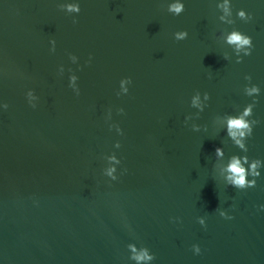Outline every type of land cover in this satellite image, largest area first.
Listing matches in <instances>:
<instances>
[{"label":"water","instance_id":"water-1","mask_svg":"<svg viewBox=\"0 0 264 264\" xmlns=\"http://www.w3.org/2000/svg\"><path fill=\"white\" fill-rule=\"evenodd\" d=\"M58 2L0 0V99L9 104L0 113V264H128L133 239L155 253L154 264H264V177L246 191L223 185L221 168L238 149L220 121L249 102L245 74L264 90V3L233 0L234 12L254 17L236 21L255 45L237 64L222 57L213 0H185L179 16L167 12L168 0H81L76 23ZM179 30L186 40L173 38ZM124 77L132 84L118 97ZM28 89L39 97L35 109ZM196 91L210 95L198 119L190 106ZM109 108L123 137L108 131ZM254 112L261 122L248 155L264 159V96ZM221 143L225 159L214 156ZM112 152L117 175L127 169L118 181L106 175ZM230 206L232 220L215 211ZM176 216L182 223L170 221Z\"/></svg>","mask_w":264,"mask_h":264},{"label":"clouds","instance_id":"clouds-1","mask_svg":"<svg viewBox=\"0 0 264 264\" xmlns=\"http://www.w3.org/2000/svg\"><path fill=\"white\" fill-rule=\"evenodd\" d=\"M215 8L217 10V20L223 25V43L227 46L226 52H223L222 57L225 61H232L239 64L244 61L246 57L252 55L255 45L251 35L241 31L237 28L236 21H242L244 23L251 22L254 17L252 12L247 11L244 8H238L233 11V0H213ZM264 3V0H261ZM58 8L66 15L72 17L73 23L77 22V17L81 12V0H59ZM185 11V0H168L167 12L173 16H179ZM189 36L187 30H179L173 33V38L177 41L186 40ZM49 52L54 53L56 51V41L54 39L49 40ZM68 58L71 64L77 65V69H81L79 64V57L73 53H68ZM92 56L89 55L88 59L84 61V66L91 64ZM65 66L63 64L58 66V75L65 73ZM68 75V87L73 91L76 96L80 95V88L78 85L79 77L75 74L72 68L67 69ZM211 78V77H209ZM244 83L242 93L245 97L250 98L249 102L245 103L242 107L233 109L231 112H225L221 115L220 121L222 124V130L225 134L224 137L232 144V146L238 149L237 152L227 155L225 153L224 145L215 148L214 156L217 159H225L226 162L221 168L223 177V185L225 187H232L237 191H246L248 189H254L257 187L258 180L264 177V159L259 157H250L248 155L249 147L248 141L252 138L255 127L260 124V120L255 115V108L260 102L261 96H264V90H262L259 84L253 83V78L250 74H245L243 77ZM132 84L131 77L121 78L119 81V88L116 95L124 96L129 93V87ZM25 98L30 107L35 109L39 97L36 95L33 89H28L25 92ZM210 95L208 92L201 93L196 91L190 98V106L197 110L196 118H199L205 108L208 107ZM9 104L0 99V113L8 110ZM124 108L120 107L116 109L118 115L124 114ZM185 121L192 119L191 116H185ZM107 124L108 131L113 132L119 137L124 136V130L118 123L112 121V109L109 108L104 117ZM201 125L194 124L192 131H200ZM114 149L121 148V141L116 140L113 144ZM106 159L113 164L112 167L107 169L106 175L111 181H118L120 175H123L127 169H124L120 175H117L116 164L120 163L119 157L115 152H112L106 156ZM260 211H264V204H260ZM233 206L228 209L217 208L215 211L218 215L225 220H232L234 216L231 214ZM197 223L203 227H207V217L198 216L196 218ZM170 221L175 224L182 223V218L179 216L170 217ZM131 231V228H129ZM127 253L128 264H154L156 255L151 249L143 244H138L134 239L125 245ZM191 251L193 255L201 254V246L198 243L191 245Z\"/></svg>","mask_w":264,"mask_h":264}]
</instances>
